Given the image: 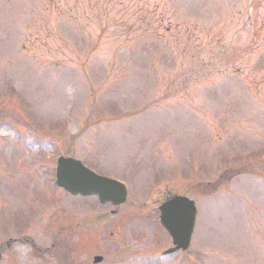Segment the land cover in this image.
Returning <instances> with one entry per match:
<instances>
[{
	"label": "rangeland",
	"instance_id": "rangeland-1",
	"mask_svg": "<svg viewBox=\"0 0 264 264\" xmlns=\"http://www.w3.org/2000/svg\"><path fill=\"white\" fill-rule=\"evenodd\" d=\"M60 154L125 201L55 186ZM172 194L196 223L162 255ZM94 254L264 264V0H0V264Z\"/></svg>",
	"mask_w": 264,
	"mask_h": 264
},
{
	"label": "water",
	"instance_id": "water-1",
	"mask_svg": "<svg viewBox=\"0 0 264 264\" xmlns=\"http://www.w3.org/2000/svg\"><path fill=\"white\" fill-rule=\"evenodd\" d=\"M55 184L72 195L95 194L100 202L109 201L113 205L124 202L125 186L114 179L98 175L85 167L79 160L59 156L55 167ZM159 220L172 238L174 247L165 252L185 249L193 230L196 208L192 200L185 196L175 195L164 200L158 207ZM95 255L93 262L101 261Z\"/></svg>",
	"mask_w": 264,
	"mask_h": 264
}]
</instances>
